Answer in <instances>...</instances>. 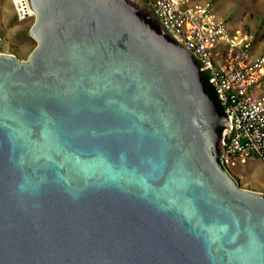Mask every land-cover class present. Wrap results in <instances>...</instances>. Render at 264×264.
Here are the masks:
<instances>
[{"label": "water", "instance_id": "95a60500", "mask_svg": "<svg viewBox=\"0 0 264 264\" xmlns=\"http://www.w3.org/2000/svg\"><path fill=\"white\" fill-rule=\"evenodd\" d=\"M0 53V264H264V193L220 164L192 52L131 0H26Z\"/></svg>", "mask_w": 264, "mask_h": 264}, {"label": "built area", "instance_id": "2783aa9c", "mask_svg": "<svg viewBox=\"0 0 264 264\" xmlns=\"http://www.w3.org/2000/svg\"><path fill=\"white\" fill-rule=\"evenodd\" d=\"M152 0L150 9L168 34L189 49L207 72L228 120L218 160L228 171L257 158L264 169V55L252 53V36L230 30L210 1ZM19 21L34 18L26 0H11ZM0 36V53L3 51ZM264 193V192H263Z\"/></svg>", "mask_w": 264, "mask_h": 264}, {"label": "rangeland", "instance_id": "374dc122", "mask_svg": "<svg viewBox=\"0 0 264 264\" xmlns=\"http://www.w3.org/2000/svg\"><path fill=\"white\" fill-rule=\"evenodd\" d=\"M131 1L153 13L149 6L152 0ZM204 1L213 4L216 13L225 18L231 31L240 29L249 33L253 38V49L258 51V55H264V0H186L181 5L187 3L198 5ZM33 21L34 18L19 21L11 0H0V36L3 39L2 48L5 53H12L20 59L27 58L37 43L29 33ZM229 173L242 188L264 190V169L257 158H249Z\"/></svg>", "mask_w": 264, "mask_h": 264}, {"label": "trees", "instance_id": "16d2710c", "mask_svg": "<svg viewBox=\"0 0 264 264\" xmlns=\"http://www.w3.org/2000/svg\"><path fill=\"white\" fill-rule=\"evenodd\" d=\"M202 75V80H203V84H204V88L205 91L210 95L211 98H213L218 106V102H217V97L215 94V90L213 88V86L209 83L208 81V74L207 72H201ZM219 107V106H218ZM219 110L222 112L221 108L219 107Z\"/></svg>", "mask_w": 264, "mask_h": 264}, {"label": "crops", "instance_id": "0c3cea01", "mask_svg": "<svg viewBox=\"0 0 264 264\" xmlns=\"http://www.w3.org/2000/svg\"><path fill=\"white\" fill-rule=\"evenodd\" d=\"M252 52H253V53L255 52L254 54H256V53H257L256 55H258V51H255V50L253 49V47H252ZM255 190H257V191H258L259 189H255ZM259 191H261V192H264V190H259Z\"/></svg>", "mask_w": 264, "mask_h": 264}]
</instances>
